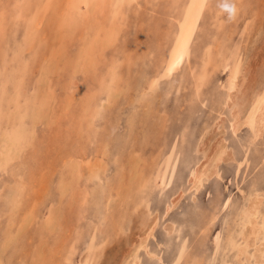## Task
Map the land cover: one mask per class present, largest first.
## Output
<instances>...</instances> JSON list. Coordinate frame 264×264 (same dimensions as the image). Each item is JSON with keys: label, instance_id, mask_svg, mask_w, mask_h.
Masks as SVG:
<instances>
[{"label": "bare ground", "instance_id": "6f19581e", "mask_svg": "<svg viewBox=\"0 0 264 264\" xmlns=\"http://www.w3.org/2000/svg\"><path fill=\"white\" fill-rule=\"evenodd\" d=\"M259 2L0 0V264H47L51 256L76 264L79 250L78 264H98L135 220L138 239L120 264H264V62L250 71L249 52L264 33ZM130 28L138 35L128 38ZM67 40L69 57L60 52ZM62 68L74 90L58 101L51 77ZM171 93L180 102L178 139L161 149ZM122 105L132 110L125 115ZM115 109L125 115L122 136L106 120ZM249 152L263 172L248 182ZM45 155L54 170L41 191L30 159ZM223 162L234 163L225 178ZM172 181L161 250L151 245L159 220L148 201ZM177 205L180 219L170 218ZM51 235L54 250L46 248Z\"/></svg>", "mask_w": 264, "mask_h": 264}, {"label": "rangeland", "instance_id": "374dc122", "mask_svg": "<svg viewBox=\"0 0 264 264\" xmlns=\"http://www.w3.org/2000/svg\"><path fill=\"white\" fill-rule=\"evenodd\" d=\"M256 7H258V12H257V14H256V17H257V19H258V22H259V24H261L262 26H263V29H264V0H260V2H259V4L258 5H256ZM135 30L134 29H131L130 28V31H129V33H128V38H133V35L134 36H136V35H138V34H135ZM142 36H140V38H141ZM65 39H67V38H65ZM130 40H132V39H130ZM142 40V39H141ZM45 41H46V46H47V49L49 50V48L50 47H53V48H55V46H56V44L55 43H57L58 42V40L57 39H54V40H51L50 38H48V39H45ZM145 41H146V39H145ZM52 42V43H51ZM67 43H68V45H69V47H66L64 50H62V51H60L61 53L62 52H67L68 53V55H67V57H69L70 55H72V54H70V51H74L75 49H74V46H71L70 44H69V42H68V40H67ZM146 43H147V45L148 44H150V43H148L147 41H146ZM264 33L261 35V38H260V40L255 44V46H251V48H250V62L251 63H253L252 62V58L254 57V59L256 58V60H254L253 59V61H255V63H253L252 64V66H251V68H250V71H252V72H255V70L258 68V66H260V65H263V62H264V50H263V48H264ZM52 45V46H51ZM147 45H146V47H147ZM256 45H258V46H256ZM67 49V50H66ZM259 51H260V53H259ZM105 56H106V58L108 57V56H110L111 54H112V52L111 51H109L108 49H105ZM254 53V54H253ZM256 54V55H255ZM260 54V55H259ZM59 55V54H58ZM263 55V56H262ZM60 56V55H59ZM63 56V55H62ZM253 56V57H252ZM259 57H260V59H259ZM155 58V57H154ZM154 58H153V56H150V57H148V62H149V65H153V60H154ZM107 59H105L104 60V63H103V65H102V67L103 68H105L106 67V65H107V63H105V61H106ZM257 60H259V61H257ZM61 61V60H60ZM258 63V64H257ZM60 64V63H59ZM105 64V65H104ZM253 68V69H252ZM68 70H70V68L69 69H67V68H62L61 70H59L58 71V73H56L55 75H53L52 77H51V81H57L58 83H59V85L61 86V87H58V88H60V89H55V96H56V99L58 100V101H63V99H65V98H67V97H72L73 98V94H72V92H73V90H74V88L73 87H69L68 85H69V80H68ZM140 71V70H139ZM135 73H136V75H138V70L137 71H135ZM135 75V76H136ZM79 78H81V77H79ZM135 79H136V77H135ZM79 81H80V79H79ZM87 81H89V80H87ZM133 84H134V82H133ZM62 86H64V88H62ZM65 86L68 88L67 90H66V88H65ZM80 85H77L76 86V91H78L80 88ZM73 88V89H72ZM133 90V89H132ZM72 94V95H71ZM76 94V93H75ZM70 95V96H69ZM50 102H52V100H50ZM165 102H166V112H167V114L170 116V120L168 121V122H166V124H165V126L167 127V129H166V132L164 133V140L163 141H157V143H156V147L158 148V146L160 147V145H165V141H166V143L168 142V143H173L175 140H177L178 138V135H177V132H178V130H179V126H177V124H176V110H177V108H178V106H179V101H177V99L174 97V94H170L169 96H168V98H166L165 99ZM164 102V103H165ZM164 103H160V105H159V107L161 108V107H163L164 106ZM183 106H184V108H185V104H183ZM56 108H58V106H55V109ZM121 109H122V113H125V115H126V112L127 113H129L128 111H130V110H132V106H129V105H122V107H121ZM54 111V109H48V112L50 113L51 112V116H52V112ZM119 111L117 110V109H115V111H114V113H109V115H108V118H106V120L108 121L109 120V122H111L113 125H115V128H116V125H117V131H118V133L120 134V136H122L121 134H122V131L125 129V127L127 126V124H126V122H125V115H121L120 113H118ZM69 113L70 114H73V112H72V109L71 108H69ZM118 113V114H117ZM187 113H188V110H187ZM194 113V112H193ZM76 114H78V115H80V114H82L81 112H79L77 109H76ZM74 115V114H73ZM53 117H55V116H53ZM206 118H204V116L203 115H200V117L198 118L197 116H195L194 118H193V120H192V125L191 126H193V127H191L190 126V128L192 129V130H195L194 131V135L196 136L197 135V131H198V129L197 128H195V124H197L198 123V125L200 126V124H202L203 123V121L205 120ZM57 121H59V120H57ZM155 121V115H153V118L151 119V120H149V124L151 125H153V122ZM101 123H103V121L101 120L100 121ZM58 126V125H57ZM145 127H149V125L146 123L145 125H144ZM198 126V127H199ZM53 127H55V126H53ZM42 128L39 126V128H38V130L40 131ZM149 130V129H148ZM227 136L228 137H230L231 136V130L228 128V131H227ZM165 138H166V140H165ZM154 140V139H153ZM235 142H234V145H235V147L239 150L240 149V143L238 142V140H234ZM154 142V141H153ZM158 142H160V143H158ZM172 145V144H171ZM171 145L170 146H168V147H164V151H163V153L164 152H166V153H168L169 152V149L171 148ZM192 146H193V141H189L185 146H183L184 148H183V150H185L184 151V153L186 152L187 153V151L188 152H190V150H191V148H192ZM147 148H149V146H147ZM161 149H163V147H160ZM146 151V150H145ZM162 151H160V153H161ZM250 153V152H249ZM188 154V153H187ZM186 154V155H187ZM245 154V155H244ZM243 155H244V157L246 158H249L250 159V162H248L249 164L247 165V167H246V165L244 166V170L246 171V168L249 170V168L252 170L251 171V174H250V177L248 178V182L251 180V179H254L252 176H254V177H257V179L260 177L259 175H260V172H263L262 170H258L257 169V167L254 169V164L256 165V163H257V159L255 160L254 158H253V155L250 153V154H248V155H246L247 153H244ZM182 155V153L179 155V156H181ZM44 157H46L47 159H48V161H40V160H36V159H30V161H31V170H32V180H33V182L36 184V188H40L41 189V191H42V186H44L43 185V181H45V180H47V179H50L51 177H52V174H51V172L54 170L53 169V167L51 166V164L49 163V160H50V157H49V155H45ZM238 157H240V158H243L242 157V155L241 154H239L238 153ZM189 158V157H188ZM187 158V161H189L190 162V160H192V158L190 157L189 159ZM246 158V159H247ZM252 160H254V161H252ZM177 166H179L180 167V165H178L177 164ZM233 169H234V163H231V162H223V163H221V165H220V172L223 174L222 176H223V178H225V177H228V175L231 173V172H233ZM243 170V171H244ZM242 171V172H243ZM178 179V178H177ZM257 179H255V180H257ZM175 182H173L172 181V183H171V185L170 186H168V187H166V189H165V191H163V193L161 194V196H157V197H155V198H153V199H151V200H149L148 201V205H152V209H153V211H155L154 213H156L157 214V216H158V220H159V225L157 226V228L155 229V231H154V233L156 234V238L154 239V240H152L151 242H152V247H159L161 250L162 249H165V248H163L161 245H159L158 243H159V241H163V240H165V238L164 237H166L164 234H165V231H163V229H165V221H164V219H162V211H163V205H164V203L166 202L165 200L169 197V195H172V192L174 191V184ZM220 183V181H218V182H216V185H218ZM216 185L214 186V187H216ZM263 185H264V182H263ZM227 186H229V185H227ZM230 187V186H229ZM230 189L231 188H227V190L228 191H230ZM40 190L38 191V194L37 195H40ZM42 193V192H41ZM153 195V196H152ZM150 194V197H154L155 195H157V193H153V194ZM163 195V196H162ZM204 196H205V193H204V191L202 192V194L200 195V197H199V199H201V200H203V198H204ZM209 197V196H208ZM40 200H41V198H40ZM38 201V200H37ZM184 201V200H183ZM42 202V201H41ZM184 204H186V202L184 201ZM187 205V204H186ZM156 207H159V208H156ZM182 211H183V209H182V207L180 206V205H177V207L175 208V209H173L170 213H169V217L170 218H179L180 219V216L179 215H181L182 214ZM45 212H47V209H45L44 210V213ZM138 222H137V220H135V221H133L132 223H131V225H130V227L125 231V232H122V233H119V234H116L114 237H112L109 241H108V243L106 244V246H105V250H104V253L105 254H103L102 255V257L100 258V261H99V263L98 264H120V262H121V260L123 259V257H124V254H126L127 252H128V250H129V246L131 245V242L133 241V239H134V241L133 242H135V240L136 239H138V236H139V233H140V231H139V229L138 228H136V224H137ZM137 231H136V230ZM135 231H136V233H135ZM135 234H134V233ZM188 231H185L184 232V234L185 233H187ZM189 233V232H188ZM29 234H31V233H29ZM28 234V235H29ZM189 235H190V233H189ZM29 237H31V235H29L28 236V238ZM134 237V238H133ZM33 236H32V240H33ZM167 238V237H166ZM163 244L165 243V242H162ZM28 244H31L30 246H29V250L28 251H33L34 249H35V247H36V243L35 242H30V243H28L27 242V244H25L26 245V247H27V245ZM55 245V242H54V235H51V236H48L47 238H46V248H49V247H52V249L54 248L53 246ZM114 248V249H113ZM54 250V249H53ZM165 250H168V248H166ZM49 251V250H48ZM48 251H46L45 250V252H44V255H46V256H48V255H51V253L50 252H48ZM29 253V252H28ZM81 253H82V251H77L75 254H74V262L76 263V264H78V262L80 261V256H81ZM123 253V254H122ZM52 254H53V252H52ZM123 256H122V255ZM26 256V258L27 259H29L30 258V256L28 255H25ZM163 256L165 257V258H169L168 257V255H167V253H164L163 254ZM52 257V260H53V262L52 263H50V261H47V264H56L57 263V261L59 260L58 258H56L57 256H51ZM118 260V261H117ZM117 262V263H116ZM181 264H188V262L186 261H183Z\"/></svg>", "mask_w": 264, "mask_h": 264}]
</instances>
